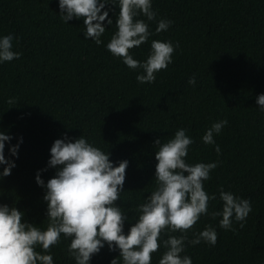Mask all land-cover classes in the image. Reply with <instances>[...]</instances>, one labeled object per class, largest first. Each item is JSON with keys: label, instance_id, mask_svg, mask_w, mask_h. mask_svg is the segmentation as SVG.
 <instances>
[{"label": "trees", "instance_id": "16d2710c", "mask_svg": "<svg viewBox=\"0 0 264 264\" xmlns=\"http://www.w3.org/2000/svg\"><path fill=\"white\" fill-rule=\"evenodd\" d=\"M108 3L112 23L104 22L98 46L85 39L82 19H61L58 0H0V38L11 34L13 51L21 53L0 63V131L12 137L4 156L16 165L11 175L0 177V204L16 207L26 222L46 229L45 189L35 176L40 172L46 184L55 175L47 167L55 140L82 136L109 152L114 166L128 161L116 202L128 216L127 234L137 208L156 188L154 141L163 144L185 129L194 141L186 162L218 166L204 182L216 199L187 232L182 255L192 264H264V111L256 104L264 94V0H152L156 20L136 17L148 23L152 35L130 54L143 63L153 40L171 42L175 51L156 80L143 84L136 79L141 69H129L107 50L119 13L118 0ZM159 20L172 22L167 31L156 33ZM222 120L227 124L214 135L215 143L204 144L206 130ZM21 138L17 157L10 156L9 148ZM221 190L250 201L243 228L233 218V230H225L222 217H211L222 210ZM209 225L217 232L215 246L192 245ZM180 235L162 233L151 264H159L166 251L163 241ZM69 244L61 237L52 247L53 264H75ZM118 257V250L105 245L89 264H111Z\"/></svg>", "mask_w": 264, "mask_h": 264}, {"label": "clouds", "instance_id": "9594fccd", "mask_svg": "<svg viewBox=\"0 0 264 264\" xmlns=\"http://www.w3.org/2000/svg\"><path fill=\"white\" fill-rule=\"evenodd\" d=\"M119 13L116 20L117 31L111 36L107 50L132 70L141 69L137 75L139 83H152L156 73L165 70L172 63L175 47L171 42L153 40L151 52L141 63L133 58L130 50L146 43L152 32L144 20H156L152 10V0H118ZM61 19L68 21L82 19L85 39H92L99 46L105 32L104 22L108 19V0H58ZM114 6V5H113ZM171 21L159 20L156 33L167 31ZM11 34L0 38V63L19 59L21 53L13 51ZM178 46V45H177ZM195 84V78L188 80ZM14 103L13 100L8 101ZM256 104L264 111V94L256 98ZM226 120L213 123L206 130L202 142L215 143L214 135L219 134ZM12 137L0 131V165H5L0 177L11 175L16 166L4 156L5 144ZM19 143L9 148V154L17 157ZM193 139L185 129L176 131L173 138L158 146L155 151V190L137 208L138 219L129 227L127 234L124 224L128 216L117 205L124 191L128 161L114 166L110 153L90 144L80 136L74 140L65 136L53 142L50 148L48 168L56 169L55 175L45 184L40 172L35 176L36 184L45 189L43 200L47 204V227L41 229L24 220V212L14 206L0 204V264H53L50 254L52 247L61 242V237L69 239L68 254L75 264H89L92 257L107 245L109 251H119V257L111 264H151L152 254L160 248V237L165 231L180 232L179 237L169 236L163 241L166 251L159 264H192L188 256L182 255L187 241V232L208 215L209 202L216 196H209L204 182L210 179V172L217 163H196L190 165L186 157ZM217 154L220 148H215ZM46 170V169H45ZM41 170V171H45ZM223 202L221 211H213L211 217H222L220 227L233 230V218L244 227V221L252 211L249 200L241 199L231 192L220 191ZM218 236L210 225L193 238L190 243L201 241L215 246ZM40 248L41 251H37Z\"/></svg>", "mask_w": 264, "mask_h": 264}]
</instances>
